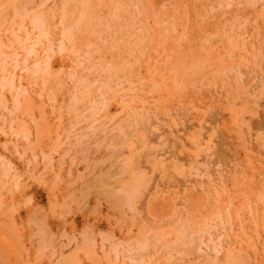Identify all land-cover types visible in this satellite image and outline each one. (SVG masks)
I'll list each match as a JSON object with an SVG mask.
<instances>
[{
  "label": "rangeland",
  "instance_id": "1",
  "mask_svg": "<svg viewBox=\"0 0 264 264\" xmlns=\"http://www.w3.org/2000/svg\"><path fill=\"white\" fill-rule=\"evenodd\" d=\"M170 263L264 264V0H0V264Z\"/></svg>",
  "mask_w": 264,
  "mask_h": 264
},
{
  "label": "bare ground",
  "instance_id": "2",
  "mask_svg": "<svg viewBox=\"0 0 264 264\" xmlns=\"http://www.w3.org/2000/svg\"><path fill=\"white\" fill-rule=\"evenodd\" d=\"M32 1V0H31ZM45 1V0H44ZM49 1V0H48ZM121 13V12H120ZM27 14H29V13H27ZM23 15V14H22ZM15 18V17H14ZM21 19V18H20ZM120 21V20H119ZM84 23V22H83ZM103 25V24H102ZM118 70V69H117ZM42 76V75H41ZM100 89V88H99ZM243 127V126H242ZM195 138V137H194ZM208 141V140H207ZM155 156V155H154ZM132 157V156H131ZM130 157V158H131ZM149 158V157H148ZM132 159V158H131ZM130 159V160H131ZM147 159V158H146ZM153 159V158H152ZM128 163H129V161H128ZM151 164H149V166H150ZM125 166V165H124ZM127 166V165H126ZM128 166H129V164H128ZM134 167V166H133ZM184 171V170H183ZM144 173V172H143ZM140 174H141V172H140ZM133 179V181L132 182H130L129 184H128V189H127V192L126 191H124V193H125V196H124V200L127 202V203H131L132 202V200H134L135 198H133L132 199V197L135 195V194H139L140 193V188L141 187H144V180H143V176H141V175H136V176H134V177H132ZM142 178V179H141ZM148 186V185H147ZM125 188V187H124ZM122 190V189H121ZM136 195V196H137ZM121 203V202H120ZM132 204V203H131ZM132 208V207H131ZM185 227V226H184ZM154 239V238H153ZM195 243V242H194ZM181 251V250H180ZM172 261V260H171ZM235 262V261H234ZM237 262V261H236ZM138 263V262H137ZM171 264V263H170ZM182 264V263H181ZM235 264V263H234Z\"/></svg>",
  "mask_w": 264,
  "mask_h": 264
}]
</instances>
